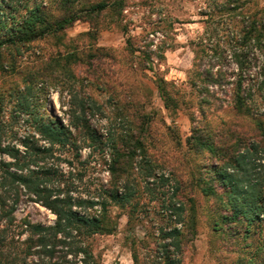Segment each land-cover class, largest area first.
<instances>
[{
    "label": "rangeland",
    "instance_id": "rangeland-1",
    "mask_svg": "<svg viewBox=\"0 0 264 264\" xmlns=\"http://www.w3.org/2000/svg\"><path fill=\"white\" fill-rule=\"evenodd\" d=\"M102 1L119 0H81V5ZM122 1L123 10L86 16L35 42L0 46V147H14L24 156L28 149L45 146L34 119L70 126L71 117L79 114L77 105L85 102L87 120L107 146L102 152L91 149L79 190L86 195L111 184L112 151L106 142L111 135L122 140L129 157L122 177L134 182L126 188L127 194L137 182L141 187L124 207L110 208L112 232L88 241L100 264H133V240L146 241L143 257L158 251L161 230L173 227L164 211L170 201H177L184 211V224L178 226L184 235L182 264H264L262 227L246 231L240 223L226 220V199L201 192L213 185L216 168L243 151L260 145L264 158L263 131L252 114L235 108L239 73L231 57L245 27L255 21L264 25V0ZM0 4L8 17L0 27V42L37 5L51 16H60L48 0H0ZM128 37L137 50L135 56L129 54ZM245 51L253 65H264L251 45ZM159 79L165 81L173 101L169 109L159 95ZM245 89L248 95L249 87ZM256 89L257 85L247 105L254 115L262 116L264 106ZM23 98L31 108L21 106ZM261 121L264 126V118ZM196 139L212 145L214 153L197 152ZM89 154L90 149L81 150L83 160ZM73 156V151H57L48 167L66 174V161ZM1 159L14 162L8 154L0 153ZM147 160L151 178L138 168ZM147 183H151L149 191ZM216 185L221 195L223 190ZM122 186L119 193L125 192ZM32 199L22 190L14 213L17 225H52L55 217Z\"/></svg>",
    "mask_w": 264,
    "mask_h": 264
},
{
    "label": "trees",
    "instance_id": "trees-1",
    "mask_svg": "<svg viewBox=\"0 0 264 264\" xmlns=\"http://www.w3.org/2000/svg\"><path fill=\"white\" fill-rule=\"evenodd\" d=\"M48 1L57 7L56 10L60 12V16H51L37 5L17 29L8 30L9 37L1 41L0 46L18 42L23 44L35 42L66 30L86 16L99 15L112 9H124L122 0L102 1L88 7L82 6L81 0ZM5 13L6 7L0 4V27L8 18ZM245 29L242 38L236 42L238 48L231 53L239 73L234 90L235 108L240 113L252 114L257 126L264 133L261 121L264 113L262 116L254 115L247 105L253 96L251 91L257 85L255 91L258 92L264 106V65L260 67L253 65L245 51V47L251 45L264 59V25L255 21ZM127 44L129 54L135 56L137 50L133 47L130 37ZM142 54L145 55L144 52ZM212 67L211 65L210 68ZM207 73L208 80L212 83L213 75L209 71ZM223 76L227 78V75ZM222 80L224 79L221 78L214 83L222 82ZM165 84L164 80H156L159 95L169 109L172 107L169 101H173L169 97ZM245 87H249L248 95ZM22 103L24 104L21 106L24 108H31L27 99L23 98ZM174 106L176 108L177 105ZM76 109L79 114L74 113L75 115L70 119V126L58 120L34 119L36 134L40 137V141L46 143L45 146L28 149L24 156L14 147H0L1 154H8L14 160V162L0 160V264H100L88 241L97 235L111 233L113 228L109 219L110 208L113 205L124 207L130 202L131 196L140 191V183L137 182L135 189L130 188L132 192L127 194L129 183L134 182V179L129 181L122 177L127 172L126 157H129L125 153V147H121L122 140L116 135H111L108 141L105 140L111 144L112 151L109 167L112 175L111 184L107 188L100 186L99 189H94L92 193L89 191L86 195L79 190V185L83 184L89 169L90 158L93 155L91 149L95 151L99 148L102 152L103 147L107 145L104 143V137L87 120V103L80 102ZM26 142H29V139H26ZM24 144L28 145V143ZM195 145L199 150L197 152L214 153V147L201 139H196ZM260 147V145L253 146L238 154L228 164L225 163L222 167L216 168L215 179L211 182L213 185L201 189L205 196L224 197L226 220L240 223L246 231L254 226L262 227L264 231V194L262 192L264 158H260ZM87 148L90 149V154L83 160L81 150ZM57 151L74 152L71 161L65 160L69 169L66 174L64 170L48 167L49 159H54ZM148 164L147 160L138 168L140 171L145 170L147 177L151 178L152 169L148 168ZM258 166L259 171H257ZM122 181H124L123 186ZM160 181H163L162 177L156 180V185ZM55 182L56 187L53 186ZM150 184H146L147 191L150 190ZM216 184L220 185L223 195H219ZM119 186L125 188L124 193L118 192ZM22 190L33 198L32 202L47 209L55 217L52 225L27 222L17 225L14 213L17 211ZM162 195L165 196L166 193ZM164 209L173 227L170 231L161 230L160 237H157L160 240L157 245L158 251H155L153 255L143 257L141 251L145 249L143 245L146 241L137 243L133 240V264H143V262L144 264H182L184 235L178 226L184 224V211L177 201H170ZM23 236H25L24 239H22Z\"/></svg>",
    "mask_w": 264,
    "mask_h": 264
}]
</instances>
